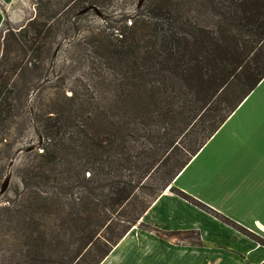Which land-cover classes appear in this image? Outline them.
<instances>
[{"label": "trees", "instance_id": "trees-1", "mask_svg": "<svg viewBox=\"0 0 264 264\" xmlns=\"http://www.w3.org/2000/svg\"><path fill=\"white\" fill-rule=\"evenodd\" d=\"M40 10L7 30L0 56V144L12 130L39 138L27 206L6 215L21 213L24 264H101L168 189L217 215L173 183L264 80V0H148L93 38L83 75L49 97L56 32Z\"/></svg>", "mask_w": 264, "mask_h": 264}, {"label": "crops", "instance_id": "crops-1", "mask_svg": "<svg viewBox=\"0 0 264 264\" xmlns=\"http://www.w3.org/2000/svg\"><path fill=\"white\" fill-rule=\"evenodd\" d=\"M173 187L219 216L168 189L141 219L145 230L133 228L101 264H264V246L219 218L264 241V80ZM189 233L196 243L164 237Z\"/></svg>", "mask_w": 264, "mask_h": 264}, {"label": "rangeland", "instance_id": "rangeland-1", "mask_svg": "<svg viewBox=\"0 0 264 264\" xmlns=\"http://www.w3.org/2000/svg\"><path fill=\"white\" fill-rule=\"evenodd\" d=\"M141 1L111 0L103 7L87 6L82 0H42L40 6L39 0H13L8 4L0 2V11L3 16L0 27V56L3 50L2 38L7 30H18L23 27L41 9L40 12L49 17L56 32L53 40L56 44L53 45V51L45 66L44 95L49 97V93L54 92L52 88L62 87V84L63 87L71 89V83L75 78L84 73V59L86 60L91 50L88 43L104 32H112L111 27H114L115 22L122 18L131 21L138 14L147 12L148 0L140 6ZM68 4L71 7V16L65 15ZM90 7L94 10L80 15ZM66 31L67 34H64ZM36 134L35 128L25 131L22 136L12 130L7 137L10 147H6L7 141L0 144V264H24L27 254L25 244L28 239L21 238L14 232L19 225L16 221L21 213L14 214V218L11 219L13 224L12 222L8 224L6 215L16 211L21 212L23 206H27L26 188L22 179L27 170L26 165L33 161L32 153L37 152L39 148V138ZM6 181L9 182L7 189L3 192L2 187ZM48 190L45 188V191ZM134 228L145 230L146 227L139 222ZM164 237L167 240H186L192 244L198 240L197 235L193 233L183 236L166 234ZM56 250L55 248L54 251ZM48 257H50L49 254L46 261L51 259Z\"/></svg>", "mask_w": 264, "mask_h": 264}, {"label": "water", "instance_id": "water-1", "mask_svg": "<svg viewBox=\"0 0 264 264\" xmlns=\"http://www.w3.org/2000/svg\"><path fill=\"white\" fill-rule=\"evenodd\" d=\"M144 1H145V0H142V1H141L140 6L143 4ZM93 10H94V8H93V7H90V8H88V9H86L85 11H83L82 13H80V15L86 14V13H88V12H90V11H93ZM31 150H33V149H31ZM31 150H30V151H31ZM8 182H9V181H6L5 184L3 185V187H2V191H3V192L7 189Z\"/></svg>", "mask_w": 264, "mask_h": 264}]
</instances>
